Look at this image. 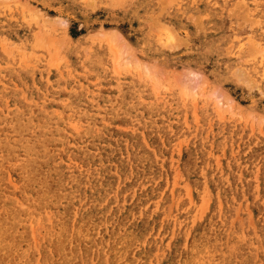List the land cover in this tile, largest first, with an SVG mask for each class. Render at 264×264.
I'll use <instances>...</instances> for the list:
<instances>
[{"label": "rangeland", "instance_id": "1", "mask_svg": "<svg viewBox=\"0 0 264 264\" xmlns=\"http://www.w3.org/2000/svg\"><path fill=\"white\" fill-rule=\"evenodd\" d=\"M52 172L21 235L69 210L113 264H264V0H0V189Z\"/></svg>", "mask_w": 264, "mask_h": 264}, {"label": "bare ground", "instance_id": "2", "mask_svg": "<svg viewBox=\"0 0 264 264\" xmlns=\"http://www.w3.org/2000/svg\"><path fill=\"white\" fill-rule=\"evenodd\" d=\"M51 175L55 180L50 182L42 175H31L24 182V192H20L22 197L16 200L17 203L0 189V205L6 213L0 216V264H113L114 257L106 261V257L95 250L97 235L92 224L84 221L81 215L73 217L69 210H64V215L56 219L58 232L48 242L37 237L33 226L24 229L22 235L17 231L22 219L33 220L35 214L62 201L69 206L59 175L57 172ZM33 183L37 184L36 189H33ZM24 207L31 214L21 213ZM21 240L27 242L26 248L18 245ZM120 248L113 249V254L125 253L122 245ZM135 259L127 256L125 264H132Z\"/></svg>", "mask_w": 264, "mask_h": 264}]
</instances>
